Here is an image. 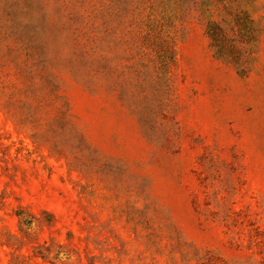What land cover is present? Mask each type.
Returning a JSON list of instances; mask_svg holds the SVG:
<instances>
[{
  "label": "rangeland",
  "instance_id": "374dc122",
  "mask_svg": "<svg viewBox=\"0 0 264 264\" xmlns=\"http://www.w3.org/2000/svg\"><path fill=\"white\" fill-rule=\"evenodd\" d=\"M0 264H264V0H0Z\"/></svg>",
  "mask_w": 264,
  "mask_h": 264
}]
</instances>
